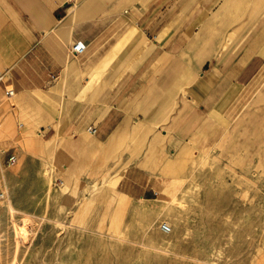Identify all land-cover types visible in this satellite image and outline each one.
Returning <instances> with one entry per match:
<instances>
[{
	"label": "crops",
	"instance_id": "crops-1",
	"mask_svg": "<svg viewBox=\"0 0 264 264\" xmlns=\"http://www.w3.org/2000/svg\"><path fill=\"white\" fill-rule=\"evenodd\" d=\"M263 77L264 0H0V103L40 114L64 171L130 198L154 193L162 146L219 138L211 118ZM250 103L262 119L264 80Z\"/></svg>",
	"mask_w": 264,
	"mask_h": 264
},
{
	"label": "rangeland",
	"instance_id": "rangeland-1",
	"mask_svg": "<svg viewBox=\"0 0 264 264\" xmlns=\"http://www.w3.org/2000/svg\"><path fill=\"white\" fill-rule=\"evenodd\" d=\"M262 81L211 118L219 138L162 146L154 193L141 198L119 193L107 171H64L40 114L5 99L0 264H264V115L250 111Z\"/></svg>",
	"mask_w": 264,
	"mask_h": 264
},
{
	"label": "built area",
	"instance_id": "built-area-1",
	"mask_svg": "<svg viewBox=\"0 0 264 264\" xmlns=\"http://www.w3.org/2000/svg\"><path fill=\"white\" fill-rule=\"evenodd\" d=\"M71 51L74 53H81L83 51V46L79 43H75L72 44L71 46ZM7 95L8 96H12L13 95V91L12 90H8L7 91ZM86 131L88 134H94L95 133V126L90 125L86 128ZM16 161V157L14 155H11L8 157V164H13ZM161 230L163 232H168L170 230L169 226L165 223L161 225Z\"/></svg>",
	"mask_w": 264,
	"mask_h": 264
},
{
	"label": "bare ground",
	"instance_id": "bare-ground-1",
	"mask_svg": "<svg viewBox=\"0 0 264 264\" xmlns=\"http://www.w3.org/2000/svg\"><path fill=\"white\" fill-rule=\"evenodd\" d=\"M170 227V226H169ZM171 231V230H170Z\"/></svg>",
	"mask_w": 264,
	"mask_h": 264
}]
</instances>
